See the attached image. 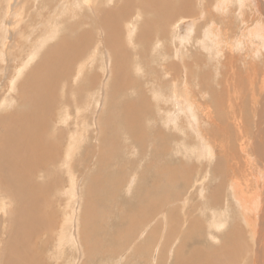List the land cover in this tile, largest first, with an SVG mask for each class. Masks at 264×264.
<instances>
[{"label":"rangeland","instance_id":"rangeland-1","mask_svg":"<svg viewBox=\"0 0 264 264\" xmlns=\"http://www.w3.org/2000/svg\"><path fill=\"white\" fill-rule=\"evenodd\" d=\"M7 1L8 0H0V21H1L0 22V35H1V38H0V50H1V52H0V56H1L0 57V119L2 116L6 117V115H10V114H11V116L8 117L7 119L3 120L0 123V142L4 138V135L6 134L7 129H9L10 131L13 129H18L20 127L21 123H22V126H26V125H30V124L33 125L34 123L36 124L35 111L37 109H40V108H44V107L47 108L48 106H47L46 102H48V101H49L48 105L50 104V106H51L52 102H54L53 101L54 98L56 97L58 100V102L55 101L56 102L55 104L57 105V107L54 108V111H53L52 117H51V122H50V129L52 130L51 131L52 134L54 133L55 137H57L58 134L60 135V132H64L65 130L67 132H69L68 130L74 129L72 127H75V129H77L79 126V127H81L80 130H82V127H85V131L87 129L88 130L87 132H89V135L91 134V136H92L91 137L92 139L90 138L88 140V142H86L84 144V147L79 146L78 152L82 151V153H83V152H88L89 150H91L92 156L95 154L100 156V152H98V151L96 152L93 150H94L95 145L97 146L100 142V136H99V130L100 129L99 128H101V127H105L104 134L106 135V139L107 140L113 139V137H112L113 127L109 124L108 121H106L105 123L101 122V117L104 114H108V115L112 114V117H111V119H109V121H111L113 119V114L117 113V115H119L118 120H117V127H116L117 128V134L119 136L117 141L126 142L128 140V138L130 137L128 132L131 129H133V127L130 128L129 122L126 121L127 117H125V112H124L125 107L130 109V110L128 109V111H129L128 115H131V119L134 122V124H136V122L140 119L142 122H144V124L147 125V121L145 122V120L142 119V116L145 115L150 110V113L153 114L151 120L154 123H156V129H157L156 134H155V136H156L155 141L162 142L160 140L161 139L160 133L163 132L162 135L164 136V138L166 139V142H167L166 146L169 147L171 139H168V136L169 137L171 136V138H172V136L173 137L176 136V137H179L183 140L184 151H185V152H183L181 150L182 154L180 153L179 155L174 154L175 149L172 147V145H173L172 144L169 147V148H171L170 149L171 152L168 151L167 155L165 152V155L163 154L162 155L163 157L161 156L163 163L166 162L165 166L162 167V165L159 166V164H161V163L158 159L156 160V163L150 162L153 159L151 156L152 154L154 155L156 153L157 154L156 157L157 158L159 157V152L157 151V148L156 147L154 148V144H151L152 140H150V142L146 143V144H143L141 142L138 144V143H136V141H133L132 138L129 140L131 143H135L137 145V147H139L140 149H141V146H143V145L144 146L146 145L145 147H151L152 146L149 149L150 151L145 152V154L147 156L142 155L141 157L139 155V152L132 153L130 151H126L123 149H120V151L117 150L120 153H118L116 151V154L113 155L112 154V140H110V146L107 149H102V151H108L109 150L108 152H111V154H109V156L108 155L103 156L105 158H109L108 159L109 160L108 167H104L103 170H101L100 184L104 185L105 188L100 189V186H99L98 188L100 190L98 188L96 189L95 193H96L97 198L95 199V203L92 202V203H94V205L92 204V206H91V209L93 210L92 211L86 205L87 201L84 202V200L81 198V195L79 193L83 192L84 190L86 191V189H84V187L86 188V186L89 183H92L91 176L94 172H96V170L98 168V166L95 163L96 157L93 158L92 163L90 164L89 168L87 169V173H85L84 171H81V173H82V175H84L85 179L83 177L81 178V176H79V174L76 170L77 167L76 168L74 167L75 160L77 159L76 157H78V152H77V154H75V152L77 151V149H76L75 152L73 153L74 156H72V160H70L71 165H69L67 168H65L64 166L63 167L61 166V169H60L61 173L59 174V176L61 177V179L63 178L62 182L65 180L66 185H68V183H69V186L71 185V183L73 181V179L71 177L76 176L77 184H75V185L77 186L76 187V192H77V197H78L76 199L77 201H74V202L72 201V203H71V200L67 199L66 204L62 206L61 201H60L61 197H59L60 195H58V192H55L56 190L55 191L54 190H43L42 191L43 192L42 196L44 197V199L49 198L50 200L48 199L49 200V201L47 200L48 202L52 203L54 200H56V204L58 203L57 204L58 207L55 208L56 217L54 219L58 220V224H57L58 226L60 224V220H59L60 218H61V223H62V221H64L63 235L61 236V234L58 233V228H57V226L55 227L54 224H50L49 229L46 228V227H48V225L45 226L44 227L45 229H44V228H42L41 223L39 221H37V223H35L31 218V221L34 223V229H33V232L30 233L29 237H30V240L35 239V241H34V245H33V240L32 241L26 240L27 242L26 241L24 242L25 246L26 247L28 246L29 248L31 247L30 249H33V248H36L35 245L38 243L37 244V251L43 249L44 255H42V258H44L46 261H42V262L45 264H60V263L61 264H201V263L202 264H211V263H208V260H209L208 258H209V256L211 257L212 255H216V257H222L220 259L222 260L223 264H231V263H227V261H226L227 258H230L231 260L234 259V260H236V263L239 262L240 264H264V250L261 252L262 254H260V257H259L260 259H263V260H260L261 262H259L258 261L259 259L257 260L256 256H255L257 253V251H256L257 245L255 242L250 241L249 240V239H251L250 236L247 235V233L245 231H243L241 216L238 214V209L235 205L236 202L234 200L233 201L227 200L228 198L232 199L231 192H230V190L232 188L241 189V186H242V188H247V186L248 187L252 186L251 182L253 181V179L251 178V173L253 172V170H256V169H257V171H259L258 170L259 166L254 164L255 168L254 169L250 168V175L247 177V180H246V178H242L243 175L237 169V166L240 163H242L243 160L238 157V154H236V151H232V148H233V145L236 144V142H237L235 140L236 139V132L239 133L242 130L243 123H245V126L247 127V130L249 131L248 134L250 136L252 135L251 137H249V141L252 142L249 147H255V145H259L260 150H262V152H264V123L259 118V117H261L262 119H264V116L262 114V110H264V108H263V95H262V102H260L259 98H261V96H260L261 90H259L260 88L257 87V86H259L258 80L256 81L257 83L255 82V86L257 87V89L255 87L254 92L250 91V90H253V85L250 83L251 80L249 81V79H251L253 77L252 71L254 70V68L255 69L257 68V71L264 73V45H263L264 40H262V42H260L258 44L259 45L258 50H256L250 44H253V43L255 44V43H257L258 40L253 36H249V38L245 37V36L249 35L248 34L249 29L254 28L253 26L256 23H258V20H257V19H259L258 17L262 16V13L264 12V4H262V2H264V0H225V1L224 0H217L218 8L216 5L214 7V9L212 7H210L213 0H204V2L199 3V4H198L197 0H192V1H195L193 6L195 7L196 10L199 11V13L201 15L198 14V16H197L198 19L189 18V17H185L183 15H180L179 16L180 19H190L191 21L193 20V24H191L189 26H187L186 24L182 25V22L180 24L179 22H177L178 19L175 20V22L172 25H170V26H172L171 30H169V33H171V34L167 35L166 42L169 41V43H174V41H175L174 44H168L171 48L172 57L170 56V57L165 58V56H164L163 59L162 58L159 59V62L161 63V70L165 73L160 71L158 68L153 69L154 71H152V69L147 70V68H148L147 65L148 64L152 65V64H154V61L157 60L154 57H152L151 55L154 56L155 53L157 52V50L159 49L156 47L162 44L161 42H158V40L155 41L156 44L155 43L153 44V48L155 50L153 52V50L151 51V49H150L151 43L149 41V38H144L142 40V41H145L144 45L141 42V45H138V47H137L138 50H144V47L145 48L149 47L148 50L145 52L143 59H140V58H138L136 60L132 59L131 64L128 65L130 68V71H128V72L120 71L119 68H120L121 64H125V62L123 59H120L119 56L115 57V54H113L114 56H112V54L111 55L109 54V58H108V55L106 54L108 47H106L107 45L103 42L104 35L101 33L100 30H98L97 36H96V27L98 25V21L97 20L94 21V19H93L94 16H93L92 12L90 11L92 7L91 6L89 7L88 2L85 0H77V2L79 1L78 4L75 0H67V1L66 0H64V1L63 0H56V1L55 0H53V1L52 0L51 1H49V0H45V1L44 0L43 1L42 0H39V1L38 0H36V1L35 0H28V1L27 0H25V1L24 0L23 1L22 0H14L11 2L13 4V6L11 7L12 10L10 11L11 14H8L11 18L13 17L12 18V24L10 27L11 33L8 32L9 36L6 38V36L8 34L7 35L5 34V28H4L5 26L2 24H3V18L4 17L6 18V16L4 14L9 13V10L7 9V5H8ZM46 1H47V3H46ZM70 1H71L70 4L67 3ZM74 1L76 2V4L74 3V6H72ZM104 1H105L104 2L105 6L107 8H109L115 2H117L119 0H115V1L114 0H107V1L104 0ZM120 1L123 2L124 0H120ZM222 1H224V2H222ZM41 2H43V3H41ZM62 2H64L65 4H62ZM29 4H31V6ZM40 4H42V6ZM55 4L57 5L56 7H54ZM86 4H87V6H85ZM119 4H120V2L118 3V5ZM24 5H25V8L23 7ZM94 5H95V7H99V4L97 2H94ZM63 6L65 7L64 9H63ZM208 6H209V8H208ZM68 7L69 8L74 7V9L76 8L75 11L79 8L81 10L80 9L77 10L76 11L77 13L74 11L73 16H72L71 12L67 11L69 9ZM199 7H200V9H199ZM45 8H47V9H45ZM58 8L61 9V11ZM1 9H3V10H1ZM16 9L17 10L19 9V10L17 11ZM42 9L44 12L40 13V12H42ZM22 10H23V12H22ZM48 10H50V11H48ZM210 10H212L214 13H216L217 18L220 17V18H218L219 22L217 21L215 24H213V20L210 17V14H211ZM45 11H46V15H44V16H46V17H43L42 14H45ZM205 11H207L208 14H205L204 13ZM18 12L20 14H22L21 17L23 18V20L20 19V22L17 23V16L19 15ZM57 12H60V13L62 12V13H61V15H58L60 13H57ZM89 12H91V13H89ZM53 13H55V14H53ZM68 14H70V15H68ZM243 15H245L246 21H252L253 18L256 19V21H254V24H253V22L249 23V24L243 23V20H242ZM82 16L88 20V23L86 20H82L83 21V24H82L83 28H90V29L92 28V31L94 32L92 36H91V33H88L89 31L87 32V34L85 35V37L86 36H87V38L89 37V40L87 38H85L87 40V42L88 41L89 42H91V41L97 42V38L102 40V41L99 42L100 44L97 43L96 44L97 47H96L94 42H91L89 45H85L86 40L83 39L84 45L81 43L82 42L81 41V42H79L78 45L73 47V51H72V50H70V45L67 42L68 39L65 38V36L70 34V31H71L70 26L72 25V22H74V20H75V22L78 21V19H81ZM254 16H256V17H254ZM57 17H59V18H57ZM63 17L64 18L68 17V19L65 20ZM72 18H74V19H72ZM61 19L66 21L68 24L66 22L64 24V22ZM208 19H209V22H208ZM44 20H46V21H44ZM51 20H53V21H51ZM47 22H50L49 23V26L51 24L50 27L48 26ZM222 22H226V24L225 25H224V23L221 24ZM260 22L258 23V25L260 24ZM44 23H46V24H44ZM53 25L55 27V28L53 27L54 29L51 28ZM213 25L216 27V31H215L216 36H217V31L218 30L220 31V32L218 31L219 35L216 38L217 40L216 39L213 40L214 43L211 47L207 46L206 49L200 48V46L203 45L202 40L204 39L203 41H206V34H204L205 33L204 31L205 30L209 31V29ZM47 26H48V28H47ZM82 26L79 24L78 28H81ZM56 27H58V28H56ZM219 27H220V29H218ZM49 28H51V29H49ZM44 29L48 32H46ZM42 30H44V31H42ZM50 30H54V31L50 32ZM86 30H88V29H86ZM194 30L197 32V34ZM242 30H245V31H242ZM135 31H134V33H135ZM185 31L190 32V35H188L189 36L188 38L186 36L187 33ZM241 31H242V33H241ZM44 32H46V34L48 36ZM244 32H245V35H244ZM75 33L73 35H75ZM260 33H261V30L259 29L260 37L264 38V34H263L264 31L262 32V34H260ZM242 34H243V36H242ZM233 36H234V38H233ZM4 37L6 39H4ZM28 37H29V39H28ZM63 37H64V40H63ZM182 37L184 39L185 38L188 39V40L185 39L186 43L184 42V39ZM92 38H93V40H92ZM235 38H239L240 41H238ZM158 39H160L162 41L161 38L158 37ZM42 40H43V43L39 44V42H41ZM197 41L200 44H196ZM222 41H224V42H222ZM182 42L185 44L188 43L189 45L190 44L193 45L194 49L191 48L188 44L186 46H184L182 44ZM240 42L243 44H241ZM222 43H224V45ZM173 45H174V48H173ZM98 46H100V47H98ZM219 46H220V48H222V50L219 48ZM225 46H227L228 48L227 47L225 48ZM229 46H231L232 48ZM241 46H243V47H241ZM59 47L61 48L60 50H59ZM64 47H65V49H64ZM230 48H231V50H230ZM242 48H243V50H242ZM244 48L246 51L244 50ZM196 49H198V50H196ZM200 49H202L203 51ZM224 49H226V52ZM65 50H66V52H65ZM96 50H97V52H96ZM187 50H188V52H186ZM68 51H71L70 54H68L69 53ZM74 51H76L75 54H73ZM86 51H88V52H86ZM190 51H191V53L189 54ZM227 51H229L230 53ZM39 52H40V54H39ZM193 52L196 53V59L190 60L186 63L187 66L190 67V69L189 68L187 69V67L185 66L186 64L184 63V59H181V57L183 58L188 54H189V56H192L194 54ZM218 52H220V53H218ZM241 52H243V53H241ZM85 53H86V56H85ZM87 53H89V54L87 55ZM79 54H81V56H83V58H81V56L78 57ZM180 54L182 56H180ZM221 54H222V56L224 54V56L222 57ZM72 55L74 58L72 57ZM75 55L78 58H76ZM96 55H97V57H95ZM233 55L234 56L236 55V57H234L235 59H232ZM25 56H26V58H25ZM226 56H227V58H226ZM245 56H246V58L244 59ZM71 57H72V59H71ZM111 57H112V60H111ZM114 57H115V59H114ZM93 58H95V59H93ZM177 58L179 60L178 62H177ZM30 59H32V60H30ZM81 59L84 61H81ZM225 59H226V61H224ZM237 59H239V61H237ZM246 59H247V61H246ZM74 60L76 62H74ZM219 60H220V62H219ZM79 61L82 63L79 64L80 63ZM109 61H110V63H109ZM171 61L173 63H174V61H176L179 64L183 63L184 68L181 67L182 69L178 70L177 68L172 67ZM236 61H237V63H236ZM245 61H246V63L247 62L248 63L246 64ZM55 62L59 63V72L58 73H60V74H59L58 80H56L54 78L48 82L45 80V76L51 74L50 69L52 70V66ZM221 62H222V64H221ZM228 62H229V64H228ZM23 63H24V67L22 66ZM108 63H109V65H108ZM138 63L143 64L144 65L143 68L145 69V71H143L142 73L140 72L139 74H137V73H138V70H140L141 68L139 69V66L136 65ZM73 64H74V68L72 66ZM254 64L256 67H254ZM65 65H68L69 67L65 66ZM166 65H167V67H166ZM247 65H249L250 67ZM251 66H253V68H252L253 70L251 69ZM37 68H40L42 70V73H37L41 76V79H42L40 81V83H38L41 85V92H45L48 90L52 91V92L48 91L49 93H52V96L54 95L53 97H51L52 99L49 97L50 99L48 98L46 100L45 98L41 97V92L36 87V84L34 83L35 80L33 78V75L36 73H34L33 75H31V73L33 71H35ZM134 68H136V69H134ZM262 68H263V70H262ZM64 69H66L67 72ZM44 70L47 73H45ZM110 70H114V71L117 70L116 73H119L117 75V78H115V79L109 78V71ZM188 70L189 71L192 70L194 72L189 73ZM174 71L175 72L177 71V72L175 73ZM160 72L163 76L160 74ZM260 72H259V75L262 74ZM72 73H73V76L75 78L72 76ZM123 74H124V76H123ZM249 74H251L252 76ZM182 75H184V76H182ZM187 75H188L190 81L187 79L188 77L185 78V76H187ZM66 76H68L69 79L72 78V80L71 79L70 80L65 79ZM79 76H80V78H78ZM119 76H120V79L118 78ZM127 76H129V77H127ZM206 76H207V78H204ZM206 79H208V80H206ZM210 79H212V80H210ZM90 80H91V82H90ZM78 81H80V82H78ZM140 81H141V83H140ZM235 81H237V82H235ZM54 82H57V84L53 88L52 86H53ZM47 83H48V85L50 84L49 87H47L48 85L47 86L45 85ZM88 83H89V85H88ZM249 83L252 85V87ZM74 85H76V86H74ZM78 85H80V86H78ZM122 85H124L125 87L123 86L124 87L123 88ZM57 86H58V88H57ZM73 86L75 89L73 88ZM62 87L63 88L66 87L67 90H70V93H68L66 88L63 89ZM171 87H172V89H171ZM246 87L248 88L249 92L247 91ZM249 87L252 89H250ZM48 88H50V89H48ZM54 89L56 91H54ZM59 89H61V90H59ZM237 89H238V92H240V93H238L236 91ZM263 89L264 88H262V92H263ZM92 90L94 91V94L97 96H95L93 94ZM154 90H156V91H154ZM242 90H244L246 92H244ZM76 91H78V92H76ZM87 91H89V93ZM173 91H175V92L173 93ZM241 91H242V94H241ZM257 91H259V92L257 93ZM182 92H183V95L185 97L183 105L175 103L172 99L173 95H175V93L182 95ZM243 92L245 94L249 95V96L247 95L248 96L247 99H246V96L244 95ZM250 92H252V93L256 92V94H252ZM202 93H204V94H202ZM157 94H160V95H157ZM229 94H231V96ZM162 95H163V97H162ZM167 95H169V96H167ZM192 95H193V97H192ZM233 95L235 97L236 96L237 97L235 98ZM242 95H244V96H242ZM5 96H8V97L10 96L7 104H4V101H3ZM154 96L155 97L157 96L156 99ZM244 97H245V99H243ZM255 97H256V99H255ZM237 98H239V101ZM250 98L253 99V102L251 101L252 99H250ZM70 99L73 100V102ZM95 99H97V100H95ZM231 99H232V101H231ZM66 100H69V101H66ZM92 100L93 101L95 100L96 102L94 101L95 102L94 103V102H92ZM255 100H256V102H254ZM31 101H32V103H31ZM67 102L70 104H68ZM82 102L85 105L82 104ZM104 102H108L109 105L107 103H104ZM66 103L68 104V106L69 105L70 106L69 107L66 106ZM71 103H72V105H71ZM93 103H94V105H93ZM103 103L105 104L106 108H104ZM172 103H173V105H172ZM192 103H194V105L197 109L196 110L197 121L194 124L195 127L193 126V128H192V126L191 127L189 126L190 128L186 127L187 130H185L186 129L185 123L188 124L187 121H185V119L187 117H188L187 119H191V116L189 117V115L191 113V110H194V109L190 108V106H189V104H192ZM212 103H214V104L212 105ZM235 103H237V105ZM79 104H81V105H79ZM165 104H167V108L165 107ZM73 105H75V106L73 107ZM179 105L181 107H179ZM207 105H208V108H207ZM231 105L234 107H232ZM36 106L37 107L39 106V107L37 108ZM78 106H81L82 110H81V108H77ZM93 106H95V107H93ZM175 106H178V108L182 110V114H181L182 116L180 118V115L177 111V124L174 125L173 122H171V121L168 122V119L165 118V114H166V112H168L169 108H171V111L174 112L173 108L175 109ZM34 107H36V108H34ZM239 107H240V109L238 111ZM90 108H91V112H90ZM95 108L97 110H95ZM182 108H184L185 110H183ZM101 109H103L102 110L103 112L101 111ZM241 109H243V110H241ZM75 110H76V113H75ZM84 110H86V111L84 112ZM207 110L210 111L209 117L206 114L204 115V112ZM92 111H94V112H92ZM213 111H214V113H213ZM235 111H236V113H235ZM43 112H45V111H43ZM81 112H82V114H81ZM109 112H111V113H109ZM238 112H240V113H238ZM221 113H222V115H221ZM76 114H78V116L80 114L81 118H80V116L78 117ZM91 115H93V117ZM70 116H72V119ZM202 116H205V117H202ZM67 117L71 120H69ZM84 117H85V119H84ZM56 118H57V120H56ZM66 118L68 121L66 120ZM73 118H74V120H73ZM79 118H80V120H79ZM86 119H87V121H86L87 123L85 122ZM242 119H243V121H242ZM201 120H202V122H201ZM224 120H225V122H224ZM258 120L260 121V124L263 126H260L258 124V122H257ZM76 122H78V123H76ZM164 122H166V123H164ZM64 123H66V124H64ZM69 123L73 124V126L71 127L69 125ZM75 123L77 126L75 125ZM169 123H170V125H169ZM238 123L242 124L241 129L238 128V125H239ZM246 123H248V124H246ZM93 124H94V126H93ZM99 125H100V127H99ZM46 127H43V128L45 129ZM93 128H94V130H92ZM216 128L218 131L216 134L217 136L215 135V137H216V140H218V141L210 142V144H212L210 147L213 146L211 148L212 152L209 153L208 149H206V150L200 149V147H201L200 144H201L202 140L200 141L198 139L199 138L204 139L205 137L209 138V140L213 139L214 131H216ZM60 129H62V130L60 131ZM146 129H147V127H146ZM173 129H174V133H173ZM119 130H120V132H119ZM201 130H202V132H201ZM171 131H172V133H171ZM94 132H96V133L94 134ZM198 132H200L201 134ZM140 134H141V132H140ZM150 135L151 134L149 133L148 139H150ZM255 135H256V137H255ZM64 136H65V134H64ZM101 136H102V134H101ZM13 137L17 138V136H7L4 139L8 140V139L13 138ZM253 137H255V139H253ZM64 138L66 141L64 140ZM4 139H3V141H5ZM62 139H63L64 143L65 142L69 143V137L68 138L63 137ZM82 139L83 138L79 139L80 140L79 143H82L81 142ZM148 139H146V140H148ZM158 142H155V146H157ZM192 144L194 147L192 146ZM117 145H119V142H117ZM92 147H93V149H92ZM153 149H155V150H153ZM172 149H173V151H172ZM198 151H200V153H198ZM150 152H153V153H150ZM105 154H108V153H105ZM79 155H81V154L79 153ZM252 155H254V154H252ZM8 156H9V154H8ZM110 158H111V160H110ZM217 158H219V159L217 160ZM255 158H256V155H255ZM200 159H201V162H199ZM257 159L259 162H261L259 157H257ZM206 160H208V161H206ZM223 160H225V161H223ZM67 161H69V160L67 159ZM134 161H135V168L134 167L131 168V166L133 165L131 163H133ZM213 162H215V163H213ZM218 162H220L221 164ZM225 162H226V164H223L224 165L223 166L222 163H225ZM72 163H73V165H72ZM121 163H122V165H123L122 167L124 169L119 168V164H121ZM200 163H201V165H200ZM208 163H211V164H208ZM116 164H118V166ZM206 164L209 165V166L207 165V169H206ZM214 164L217 166L216 170H215ZM218 164H219V166H218ZM198 165H200V167H204V165H205V167L202 168L204 170L200 169V171L198 173H195L196 172L195 168H197L196 166H198ZM182 166H183V168H182ZM6 167H8V165ZM217 168H219V172L222 175L218 172ZM208 169H209V171H208ZM15 170H18V168H15ZM63 171H65V172H63ZM215 171H216V174H215ZM56 172L57 171H55V173ZM10 173H13V170H11ZM119 173H121V175H123V176H126V178H127V174L128 175L131 174V180H133V181H131V180L127 181V183L132 184V185H130L131 186L130 191H129V187H127L126 185L125 186L121 185V187L119 186L120 188L118 187V190L119 189L120 190L119 191L117 190V193H119L117 195V203H121V205H120L121 209L115 210L117 204L115 205L113 203L114 205H112V201H104L103 198H105L106 196L109 195V192L106 191L107 185L109 183L108 177H116V176L120 175ZM236 173H238V174H236ZM169 174L172 177L169 176ZM201 174H203V175H201ZM224 174L229 175V177L228 176L225 177ZM49 176L57 178L56 174H54L53 168H51ZM198 177H202V178L196 185V178H198ZM5 178L6 177L2 174V170L0 169V187H1L0 188V197H1L0 198V212H1L0 213V264H26L25 259L28 258L29 256L27 257L26 255H23L22 253L19 254L16 249L18 248V246L20 244H22V241L24 240V238L20 235V232H19L20 227L24 223L26 225L29 224L28 219L31 217V214H29L27 211V206H26L27 200H24V201L22 200V201L18 202V201H16L15 197L12 198L13 197L12 194L8 193V191H7L8 187L7 186H8L9 180L7 178L6 179ZM205 178H210L211 185H209L207 182L204 181ZM234 180L236 182L240 183L241 185L232 187V185L230 183L233 182ZM38 181L41 184H46L48 181V178L45 177V175H41L38 178ZM186 182H190L192 184L190 186H188V184ZM193 184H195V186H192ZM246 184H247V186H246ZM203 185H205V188L203 187ZM222 186H223V189L221 188ZM254 187H255L254 190H251V189L248 190L247 193H245V195L250 194L251 198L252 197L254 198V197H256L257 194L260 193V198H261L262 193L260 192L261 191L260 189L262 188V185L258 186V187H257V185H254ZM2 190H6V191H2ZM223 190H225V191H223ZM246 190L247 189H243V192ZM189 191H191V192H189ZM220 191H221V193H220ZM50 193H52L53 195ZM213 193H214V195H213ZM218 194H220V195H218ZM205 195H207V196L205 197ZM215 197L217 200L215 199ZM224 197H226V198H224ZM10 198H12V199L10 200ZM167 198H172V199L168 202ZM218 198H219V200H218ZM179 199L181 201H178ZM224 199H226V200H224ZM159 200L161 202H164V203H161ZM207 200H208V202H207ZM212 200H213V202H212ZM173 201H175L174 202L175 205H174ZM227 201H229L231 204V205L229 204L231 206L230 211H228V210L224 211L225 207L228 206L226 204ZM171 202L174 206L171 205ZM209 202H210V204H209ZM23 203H25V204H23ZM50 203L48 204L47 202H45L43 204V207H42L43 217L47 216V212L49 214L52 211V210H50V206H49ZM158 204H159V212H157L154 215L152 209L156 208L158 206ZM160 204L162 205L161 207H160ZM195 204H196V206H195ZM29 206H31V205H29ZM82 206L83 207L85 206V207L83 208ZM150 206H151V208H150ZM87 207H88V210H87ZM217 207L219 209H220V207H222L220 209L221 212L219 211V209ZM1 208L2 209L4 208V209L2 210ZM11 208H12V210H11ZM228 208H229V206H228ZM24 210H25V212H24ZM111 210H113V211H111ZM258 210H257L258 213L257 212H248L247 218H250L251 221L257 220L258 218H260V211L262 210V206H261V210H259V211ZM9 211L11 212L10 214H8ZM84 211H85V213H84ZM88 211H89V213H88ZM150 211H152V212H150ZM216 211H218V212H216ZM74 212H76V213H74ZM106 212L107 213L110 212L109 218L107 217ZM21 213H23L24 215L23 214L21 215ZM27 213H28V215H27ZM66 213H70L69 217L71 219L69 218V222H67L68 218H66V215H67ZM166 216H167V218H165ZM186 216H188V219L185 220V218H187ZM83 217L84 218L87 217L90 221H88V219L87 220L83 219ZM236 217H238V218H236ZM34 218H37L36 215ZM104 218H106V219H104ZM159 218H162L163 221ZM75 219H76V222H75ZM131 219H134L135 221H133ZM43 220L46 222V218H43ZM152 220H153V222H151ZM21 221H23L24 223ZM139 221H141V222H139ZM171 221H173V222H171ZM154 222H155V224H154ZM157 222H158V224H157ZM75 223H77V225ZM133 223H135V224H133ZM139 223L140 224L142 223L141 224L142 226ZM197 223H198L199 227H198ZM221 223H223V224H221ZM88 224H89V226H87ZM114 224H116V226ZM136 225H139V226H136ZM155 225H157L156 226L157 228H155ZM158 225H160V226H158ZM221 225H222V227H221ZM14 226L17 228H15ZM38 226L41 230L39 232H36L35 227H38ZM175 226H176V228H175ZM233 226H234V229H233ZM53 227H55L56 229ZM87 228L89 230H87ZM163 228H164V230H163ZM80 229H81V231L85 229L83 231V235H85V236L89 235V236H87V242H88L87 247H86V245H83V246L81 245V242H80V240H81L80 232L81 231H80ZM74 230H76V231H74ZM152 230H153V232H152ZM239 231H242L243 233L239 232ZM55 232H57V233H55ZM86 232H88V233H86ZM136 232H138L137 233L138 237L135 236L133 239L132 235L134 236V234ZM139 232H141V233H139ZM150 232H152L153 234ZM51 233L53 234V236ZM68 233L72 234V236L69 237L70 240L73 239L71 242L69 239L66 240V238L69 236ZM93 233L95 234V236H93ZM143 233L146 236L143 235ZM15 234L18 235V237ZM75 234L77 235V237L75 236ZM109 234L111 235L110 237H109ZM55 235H57V236H55ZM59 237H60V239H59ZM64 237H65V240L63 239ZM73 237H75V238H73ZM88 237H89V239H88ZM133 240L134 241L136 240V241L134 242ZM140 240L143 241V244L145 243L144 246L142 245L143 247L139 246L140 248L142 247V249H139V247H138V245L141 243ZM129 242H130L131 246L129 245L127 247L126 245H128ZM56 243H57V245H56ZM158 243H159V245H158ZM133 244H134V246H133ZM182 244H183V246H182ZM254 245H255V247H254ZM68 246H69V249H68ZM121 246L124 247L122 252H121ZM154 246L157 247V249ZM177 246H178V249H181L182 251L178 250ZM65 247H66V249H65ZM132 248H133V250H132ZM87 249H88V252L93 251V253L91 254L90 257H89L90 252L89 253L86 252ZM157 250L158 251L160 250L159 251L160 253ZM67 251H69L70 253ZM143 251H144V253H143ZM166 251H168V253ZM36 253H38V252H36ZM136 253H138V254H136ZM70 254H72L73 257ZM158 254H163V255H158ZM178 254H180V255H178ZM156 256H159V257L161 256V257L158 258ZM230 256H233V259ZM262 256H263V258H261ZM216 257H214L212 259H215ZM75 258L77 259V262H74V261H76ZM67 259H69V260H67ZM83 260H84V263H83ZM42 262H41V264H43Z\"/></svg>","mask_w":264,"mask_h":264},{"label":"bare ground","instance_id":"bare-ground-1","mask_svg":"<svg viewBox=\"0 0 264 264\" xmlns=\"http://www.w3.org/2000/svg\"><path fill=\"white\" fill-rule=\"evenodd\" d=\"M12 1H14V0H8L7 2H8V5H7V9L9 10V13H6V14H4L5 16H6V18L4 17L3 18V24L2 25H4L3 27L5 28V34L7 35L8 34V32L9 33H11V24H12V18L8 15V14H11V10H12V6H13V4L11 3ZM23 1V0H22ZM25 1V0H24ZM28 1V0H27ZM36 1V0H35ZM39 1V0H38ZM43 1V0H42ZM45 1V0H44ZM49 1H51V0H49ZM53 1V0H52ZM56 1V0H55ZM64 1V0H63ZM67 1V0H66ZM65 1V2H66ZM76 2H77V0H75ZM73 2V5L72 6H74V3L76 4V2ZM85 1H87L88 2V4H89V7L91 6L92 8H91V12H92V14H93V16H94V21H98V25H97V27H96V36H97V31L98 30H100L101 31V33L104 35V38H103V42L107 45L106 47H108V50H107V52H106V54L108 55V58H109V54L111 55L112 54V56H114L113 54H115V57L116 56H119L120 57V59H123L124 60V62H125V64H121V66H120V71H124V72H128V71H130V68H129V64H131V61H132V59H134V60H136V59H138V58H140V59H143V56H144V54H145V52L148 50V48H145L144 47V50H138L137 49V47H138V45H141V42H142V44L144 45V42L145 41H142L144 38H149V41H150V43H151V47H150V49H151V51L153 50V52H154V48H153V44L155 43V41H157L158 40V42H161L162 44L161 45H159V46H157L156 48H159L158 50H157V52L155 53V55L153 56V55H151L152 57H154L155 59H157L156 61H154V64H152V65H147L148 66V68H147V70L148 69H152V71H154L153 69H156V68H158L160 71H162L161 70V63L159 62V59H163L164 58V56H165V58H167V57H172V53H171V48H170V46L168 45V44H174L175 43V41H174V43H169V41H167L166 42V38H167V35H170L171 33H169V30H171V28H172V26H170V25H172L174 22H175V20H177L178 19V21L177 22H179L180 24H181V22H182V25H184V24H186L187 26H189V25H191V24H193V20L191 21L190 19H180L179 18V16L180 15H183V16H185V17H189V18H194V19H198V14H200L199 13V11L198 10H196L195 9V7L193 6V4L195 3V1H192V0H124L123 2H121L120 0L119 1H117V2H115L111 7H109V8H107L106 6H105V4H104V0H85ZM107 1V0H106ZM115 1V0H114ZM225 1V0H224ZM224 1H222V2H224ZM17 2V1H16ZM94 2H97L98 4H99V7H95V5H94ZM120 2V4L118 5V3ZM197 2H198V4L199 3H202V2H204V0H197ZM221 2V1H220ZM229 2V1H228ZM22 3V2H21ZM24 3V2H23ZM41 3H43V2H41ZM46 3H47V1H46ZM67 3H71V1L70 2H67ZM66 3V4H67ZM79 3V1L77 2V4ZM86 3V2H85ZM62 4H65L64 2H62ZM81 4V3H80ZM197 4V5H198ZM210 4V3H209ZM237 4V3H236ZM241 4V3H240ZM262 4H264V2H262ZM30 6H31V4H29ZM39 5V4H38ZM41 6H42V4H40ZM60 5V4H59ZM68 5V4H67ZM217 5V8H218V2H217V0H213L212 1V3H211V6L210 7H212L213 9H214V7ZM6 6V5H5ZM28 6V5H27ZM46 6V5H45ZM49 6V5H48ZM47 6V7H48ZM57 5L55 4V6L54 7H56ZM61 6V5H60ZM85 6H87V4L85 5ZM84 6V7H85ZM200 6V5H199ZM246 6V5H245ZM19 7V6H18ZM17 7V8H18ZM24 8H25V5L23 6ZM34 7V6H33ZM40 7V6H39ZM44 7V6H43ZM201 7V6H200ZM200 7H199V9H200ZM3 8V7H2ZM53 8V7H52ZM60 8V7H59ZM58 8V9H59ZM65 7L63 6V9H64ZM67 8V7H66ZM69 8V7H68ZM87 8V7H86ZM208 8H209V6H208ZM225 8V7H224ZM254 8V7H253ZM45 9H47V8H45ZM50 9V8H49ZM56 9V8H55ZM62 9V10H63ZM76 9V8H75ZM75 9H74V7H70L67 11H69V12H71V15L73 16V13H74V11H75ZM80 9V8H79ZM79 9H77V10H79ZM1 10H3V9H1ZM17 10V9H16ZM19 10V9H18ZM17 10V11H18ZM21 10V9H20ZM52 10V9H51ZM60 11H61V9H59ZM76 10V11H77ZM81 10V9H80ZM209 10V9H208ZM37 11V10H36ZM48 11H50V10H48ZM56 11V10H55ZM65 11V10H64ZM75 11V12H76ZM253 11V10H252ZM251 11V12H252ZM259 11V10H258ZM6 12V11H5ZM13 12V11H12ZM20 12V11H19ZM18 12V13H19ZM22 12H23V10H22ZM21 12V13H22ZM44 11H43V9H42V12H40V13H43ZM52 12V11H51ZM91 12H89V13H91ZM210 12H211V14H210V17H211V19L213 20V24H215L217 21L219 22V20H218V18H220V17H218L217 18V16H216V13H214L212 10H210ZM57 13H60V12H57ZM56 13V14H57ZM62 13V12H61ZM61 13L60 14H58V15H61ZM77 13V12H76ZM75 13V14H76ZM81 13V12H80ZM79 13V14H80ZM84 13V12H83ZM86 13V12H85ZM205 14H208V12L207 11H205L204 12ZM222 13V12H221ZM53 14H55V13H53ZM66 14V13H65ZM91 14V15H92ZM239 14V13H238ZM3 15V16H4ZM15 15V14H14ZM18 15V14H17ZM16 15V16H17ZM21 15L22 14H20L19 13V15L17 16V23L18 22H20V19L21 20H23V18L21 17ZM43 15V17H46V16H44V15H46V11H45V14H42ZM68 15H70V14H68ZM78 15V14H77ZM201 15V14H200ZM52 16V15H51ZM79 16V15H78ZM88 16V15H87ZM260 16V15H259ZM49 17V16H48ZM71 17V16H70ZM223 17V16H222ZM254 17H256V16H254ZM51 18V17H50ZM57 18H59V17H57ZM64 18V17H63ZM205 18V17H204ZM259 19H257L258 20V23L260 22V24L258 25V23H256L253 27L254 28H250L249 29V31H248V34L249 35H247V36H245L246 38H249V36H253V37H255L258 41H257V43H253V44H250L254 49H256V50H258V44L260 43V42H262V40H264V38H261L260 37V35H259V29L261 30V33L260 34H262V32L264 31V12L262 13V16L261 17H258ZM52 19V18H51ZM65 20L66 19H68V17L67 18H64ZM72 19H74V18H72ZM63 22H64V24H65V22L66 21H64L63 19H61ZM82 20H86L87 21V23H88V20L86 19V18H84L83 16H82V18L81 19H78V21H76L75 22V20H74V22H72V25L70 26V34L69 35H67V36H65V38H67L66 40H67V42H68V44L70 45V50H72L73 51V47L74 46H76V45H78L79 44V42H81L82 44L84 43V41H83V39H85V38H87V36L85 37V35L87 34V32L88 33H91V36L93 35V31H92V28L90 29V28H83V26H82V24H83V21ZM243 23H246V24H249V23H252L253 22V24H254V21H256V19H254L253 18V20L252 21H246L245 20V15H243ZM43 21V20H42ZM44 21H46V20H44ZM51 21H53V20H51ZM69 21V20H68ZM1 22V21H0ZM93 22V21H92ZM135 22V23H134ZM208 22H209V19H208ZM48 23V26H49V23L50 22H47ZM52 23V22H51ZM67 23V22H66ZM74 23V24H73ZM94 23V22H93ZM224 23V25L226 24V22H222L221 24H223ZM232 23V22H231ZM44 24H46V23H44ZM59 24V23H58ZM68 24V23H67ZM79 24L82 26L81 28H78L79 27ZM86 24V23H85ZM42 25V24H41ZM62 25V24H61ZM230 25V24H229ZM16 26V25H15ZM18 26V25H17ZM43 26V25H42ZM45 26V25H44ZM48 26H47V28H48ZM50 26H51V24H50ZM49 26V27H50ZM56 26V25H55ZM59 26V25H58ZM262 26V27H261ZM22 27V26H21ZM54 27V25L51 27V28H53ZM68 27V26H67ZM90 27V26H89ZM51 28H49V29H51ZM55 28V27H54ZM53 28V29H54ZM56 28H58V27H56ZM78 28V29H77ZM83 28V29H82ZM22 29V28H21ZM24 29V28H23ZM48 29V30H49ZM86 29H88V30H86ZM179 29V28H178ZM186 29V28H185ZM189 29V28H188ZM205 29V28H204ZM218 29H220V27L218 28ZM217 29V30H218ZM34 30V29H33ZM45 30V29H44ZM44 30H42V31H44ZM136 30V31H135ZM187 30V29H186ZM14 31V30H13ZM29 31V30H28ZM41 31V32H42ZM46 31V30H45ZM51 31H54V30H50V32ZM134 31H135V33H134ZM191 31V30H190ZM195 31V30H194ZM193 31V32H194ZM215 31H216V27L213 25L210 29H209V31H207V30H205L204 32V34H206V41H203L202 40V44L203 45H201L200 46V48H203V49H206V47L207 46H212L213 45V40H215L216 38H217V36L219 35L218 34V31H217V36H216V34H215ZM224 31V30H223ZM242 31H245V30H242ZM242 31H241V33H242ZM24 32V31H23ZM34 32V31H33ZM46 32H48V31H46ZM46 32H44L45 34H46ZM49 32V33H50ZM76 32V33H75ZM187 34H186V36H187V38L189 37L188 35H190V32H187V31H185ZM196 32V31H195ZM207 32V33H206ZM220 32V31H219ZM247 32V31H246ZM63 33V32H62ZM75 33V35H73ZM228 33V32H227ZM28 34V33H27ZM51 34V33H50ZM134 34V35H133ZM196 34H197V32H196ZM229 34V33H228ZM264 34V33H263ZM4 35V34H3ZM30 35V34H29ZM47 35V34H46ZM225 35V34H224ZM223 35V36H224ZM244 35H245V32H244ZM5 36V35H4ZM9 36V34L6 36V38ZM24 36V35H23ZM48 36V35H47ZM64 36V35H63ZM90 36V37H91ZM242 36H243V34H242ZM46 37V36H45ZM57 37V36H56ZM158 37L159 38H161L162 39V41L160 40V39H158ZM193 37V36H192ZM202 37V36H201ZM228 37V36H227ZM226 37V38H227ZM236 37V36H235ZM0 38H1V35H0ZM5 37H4V39H6ZM39 38V37H38ZM50 38V37H49ZM79 38V39H78ZM183 38V37H182ZM187 38H185V39H187ZM205 38V37H204ZM223 38V37H222ZM233 38H234V36H233ZM260 38V39H259ZM28 39H29V37H28ZM27 39V40H28ZM88 40H89V37L87 38ZM91 39V38H90ZM156 39V40H155ZM184 39V38H183ZM185 39H184V42H185ZM190 39V38H189ZM193 39V38H192ZM191 39V40H192ZM201 39V38H200ZM219 39V38H218ZM225 39V38H224ZM231 39V38H230ZM235 39H237L238 41H240L239 40V38H235ZM63 40H64V37H63ZM86 40V39H85ZM92 40H93V38H92ZM95 40V39H94ZM188 40V39H187ZM190 40V41H191ZM195 40V39H194ZM217 40V39H216ZM222 40V39H221ZM226 40V39H225ZM100 41H102V40H100V39H98L97 38V42H94V41H91V42H94L95 43V45L97 44V43H99ZM219 41V40H218ZM228 41V40H227ZM236 41V40H235ZM7 42V41H6ZM30 42V41H29ZM91 42H87V40H86V42H85V45H89ZM189 42V41H188ZM220 42V41H219ZM222 42H224V41H222ZM229 42V41H228ZM237 42V41H236ZM41 43H43V40L41 41V42H39V44H41ZM80 43V44H81ZM149 43V44H150ZM178 43V42H177ZM186 43V42H185ZM185 43H183L182 42V44L184 45V46H186L187 44H185ZM190 43V42H189ZM216 43V42H215ZM241 43V42H240ZM57 44V43H56ZM100 44V43H99ZM98 44V45H99ZM156 44V43H155ZM181 44V45H182ZM196 44H200L198 41H197V43ZM195 44V45H196ZM217 44V43H216ZM223 45H224V43H222ZM235 44V43H234ZM241 44H243V43H241ZM60 45V44H59ZM84 45V44H83ZM102 45V44H101ZM148 45V44H147ZM189 45V44H188ZM226 45V44H225ZM238 45V44H237ZM264 45V44H263ZM62 46V45H61ZM67 46V45H66ZM103 46V45H102ZM150 46V45H149ZM191 48H193L194 49V46L193 45H189ZM234 46V45H233ZM36 47V46H35ZM96 47H97V45H96ZM98 47H100V46H98ZM223 47V46H222ZM227 46H225V48H226ZM229 47H231V46H229ZM239 47V46H238ZM241 47H243V46H241ZM42 48V47H41ZM51 48V47H50ZM173 48H174V45H173ZM187 48V47H186ZM213 48V47H212ZM219 48H220V46H219ZM218 48V49H219ZM228 48V47H227ZM232 48V47H231ZM231 48H230V50H231ZM234 48V47H233ZM61 48L59 47V50H60ZM64 49H65V47H64ZM76 49V48H75ZM96 49V48H95ZM99 49V48H98ZM180 49V48H179ZM217 49V50H218ZM221 50H222V48H220ZM182 50V49H181ZM196 50H198V49H196ZM200 50H202V49H200ZM225 50V52H226V49H224ZM223 50V51H224ZM238 50V49H237ZM242 50H243V48H242ZM244 50H245V48H244ZM81 51V50H80ZM79 51V52H80ZM84 51V50H83ZM99 51V50H98ZM183 51V50H182ZM203 51V50H202ZM201 51V52H202ZM220 51V50H219ZM246 51V50H245ZM0 52H1V50H0ZM5 52V51H4ZM61 52V51H60ZM65 52H66V50H65ZM69 52V53H68ZM67 53L68 54H70V52L71 51H68ZM75 52L76 51H74L73 52V54H75ZM78 52V53H79ZM86 52H88V51H86ZM96 52H97V50H96ZM181 52V51H180ZM186 52H188V50L186 51ZM209 52V51H208ZM227 52H229V51H227ZM232 52V51H231ZM234 52V51H233ZM244 52V51H243ZM243 52H241V53H243ZM33 53V52H32ZM191 53V51L189 52V54ZM194 53V52H193ZM207 53V52H206ZM218 53H220V52H218ZM223 53V52H222ZM230 53V52H229ZM39 54H40V52H39ZM50 54V53H49ZM72 54V53H71ZM89 53H87V55H88ZM96 54V53H95ZM179 54V53H178ZM189 54L188 55H186L185 57H181V59H184V63L186 64L188 61H190V60H195L196 59V53H194L192 56H189ZM210 54V53H209ZM248 54V53H247ZM3 55V54H2ZM94 55V54H93ZM105 55V54H104ZM79 56H81V54H79L78 55V57ZM85 56H86V53H85ZM106 56V55H105ZM180 56H182L181 54H180ZM211 56V55H210ZM221 56H222V54H221ZM223 56H224V54H223ZM222 56V57H223ZM249 56V55H248ZM255 56V55H254ZM1 57V56H0ZM33 57V56H32ZM72 57H73V55H72ZM72 57H71V59H72ZM75 57H76V55H75ZM78 57H76V58H78ZM95 57H97V55L95 56ZM107 57V56H106ZM115 57H114V59H115ZM234 57H236V55L234 56L233 55V58L232 59H235ZM238 57V56H237ZM25 58H26V56H25ZM34 58V57H33ZM50 58V57H49ZM74 58V57H73ZM81 58H83V56H81ZM145 58V57H144ZM175 58V57H174ZM209 58V57H208ZM226 58H227V56H226ZM231 58V57H230ZM246 58V56L244 57V59ZM249 58V57H248ZM247 58V59H248ZM257 58V57H256ZM65 59V58H64ZM63 59V60H64ZM68 59V58H67ZM80 59V58H79ZM93 59H95V58H93ZM247 59H246V61H247ZM251 59V58H250ZM254 59V58H253ZM258 59V58H257ZM30 60H32V59H30ZM56 60V59H55ZM108 60V59H107ZM111 60H112V57H111ZM175 60V59H174ZM223 60V59H222ZM252 60V59H251ZM256 60V59H255ZM29 61V60H28ZM81 61H84V60H82L81 59ZM179 60H178V58H177V62H178ZM205 61V60H204ZM224 61H226V59L224 60ZM233 61V60H232ZM237 61H239V59H237ZM237 61H236V63H237ZM244 61V60H243ZM246 61H245V63H246ZM61 62V61H60ZM74 62H76L75 60H74ZM80 62V61H79ZM78 62V63H79ZM108 62V61H107ZM123 62V63H124ZM146 62V61H145ZM151 62V61H150ZM168 62V61H167ZM166 62V63H167ZM172 62V61H171ZM170 62V63H171ZM176 61H174V63L172 62V64H171V66L172 67H175V68H177L178 70H181L182 68H184V64L182 63H175ZM192 62V61H191ZM209 62V61H208ZM211 62V61H210ZM217 62V61H216ZM219 62H220V60H219ZM25 63V62H24ZM24 63H23V67H24ZM28 63V62H27ZM77 63V64H78ZM82 62H80L79 64H81ZM87 63V62H86ZM109 63H110V61H109ZM109 63H108V65H109ZM112 63V62H111ZM120 63V62H119ZM169 63V62H168ZM190 63V62H189ZM227 63V62H226ZM231 63V62H230ZM235 63V64H236ZM248 63V62H247ZM246 63V64H247ZM252 63V62H251ZM70 64V63H69ZM85 64V63H84ZM221 64H222V62H221ZM228 64H229V62H228ZM245 64V65H246ZM137 66H139V69L140 70H138V73L137 74H139L140 72L142 73L143 71H145V69L143 68V64H140V63H138V64H136ZM238 65V64H237ZM242 65V64H241ZM257 65V64H256ZM50 66V65H49ZM65 66H68V65H65ZM73 66V68H74V64L72 65ZM71 66V67H72ZM88 66V65H87ZM111 66V65H110ZM146 66V65H145ZM186 67H187V69L189 68L190 69V67H188L187 66V64L185 65ZM247 66H249V65H247ZM64 67V66H63ZM69 67V66H68ZM112 67V66H111ZM166 67H167V65H166ZM182 67V68H181ZM242 67V66H241ZM246 67V66H245ZM250 67V66H249ZM254 67H256L255 66V64H254ZM258 67V66H257ZM78 68V67H77ZM107 68V67H106ZM138 68V67H137ZM163 68V67H162ZM213 68V67H212ZM240 68V67H239ZM243 68V67H242ZM253 68V66H251V69ZM260 68V67H259ZM79 69V68H78ZM88 69V68H87ZM92 69V68H91ZM134 69H136V68H134ZM237 69V68H236ZM61 70V69H60ZM63 70V69H62ZM65 71H66V69H64ZM73 70V69H72ZM104 70V69H103ZM102 70V71H103ZM194 70V69H193ZM244 70V69H243ZM253 70V69H252ZM262 70H263V68H262ZM50 71H51V74H49V75H46L45 76V80L46 81H50V80H52V79H56V80H58V77H59V74L60 73H58L59 72V63L58 62H55L54 64H53V66H52V70L50 69ZM82 71V70H81ZM94 71V70H93ZM106 71V70H105ZM104 71V72H105ZM116 71L117 70H110L109 71V78H111V79H115V78H117V75L119 74V73H116ZM165 71V70H164ZM189 71V70H188ZM196 71V70H195ZM21 72V71H20ZM44 72H45V70H44ZM67 72V71H66ZM69 72V71H68ZM84 72V71H83ZM163 72V71H162ZM175 72V71H174ZM177 72V71H176ZM175 72V73H176ZM194 71H192V70H190L189 71V73H193ZM250 72V71H249ZM253 72V77L251 78V79H249V81H250V83L253 85V90H250V89H252V88H250L249 90L250 91H252V92H254V88L256 87L255 86V82L258 80V84H259V86H257V87H259L260 89L259 90H261V92H260V96H261V98H259L260 99V102H262V95H263V108H264V89H263V92H262V88H264V73H262V72H260V71H257V68L255 69L254 68V70L252 71ZM259 72L260 73H262L261 75H259ZM34 73H36V74H34ZM37 73H42V70L40 69V68H37L35 71H33L32 73H31V75H33V78H34V83L36 84V87L40 90V92H41V85L40 84H38V83H40V81L42 80L41 79V76L39 75V74H37ZM45 73H47V72H45ZM86 73V72H85ZM93 73V72H92ZM157 73V72H156ZM163 73H165V72H163ZM186 73V72H185ZM188 73V74H189ZM19 74V73H18ZM153 74V73H152ZM160 74H161V72H160ZM169 74V73H168ZM172 74V73H171ZM179 74V73H178ZM247 74V73H246ZM81 75V74H80ZM132 75V74H131ZM162 75V74H161ZM167 75V74H166ZM170 75V74H169ZM180 75V74H179ZM190 75V74H189ZM249 75H251V74H249ZM16 76V75H15ZM43 76V75H42ZM72 76H73V73H72ZM82 76V75H81ZM84 76V75H83ZM123 76H124V74H123ZM134 76V75H133ZM163 76V75H162ZM161 76V77H162ZM171 76V75H170ZM182 76H184V75H182ZM252 76V75H251ZM67 77V78H66ZM65 77V79H68V80H72V78H68V76H66ZM70 77V76H69ZM74 77V76H73ZM127 77H129V76H127ZM146 77V76H145ZM186 77H188V75L187 76H185V78ZM203 77V76H202ZM75 78V77H74ZM78 78H80V76L78 77ZM108 78V79H109ZM119 79H120V76L118 77ZM134 78V77H133ZM171 78V77H170ZM174 78V77H173ZM179 78V77H178ZM204 78H207V76L206 77H204ZM212 78V77H211ZM132 79V78H131ZM168 79V78H167ZM188 80H189V77L187 78ZM199 79V78H198ZM203 79V78H202ZM44 80V79H43ZM83 80V79H82ZM85 80V79H84ZM122 80V79H121ZM128 80V79H127ZM206 80H208V79H206ZM210 80H212V79H210ZM86 81V80H85ZM129 81V80H128ZM133 81V80H132ZM148 81V80H147ZM190 81V80H189ZM204 81V80H203ZM231 81V80H230ZM78 82H80V81H78ZM90 82H91V80H90ZM124 82V81H123ZM130 82V81H129ZM179 82V81H178ZM193 82V81H192ZM235 82H237V81H235ZM140 83H141V81H140ZM161 83V82H160ZM197 83V82H196ZM249 83V84H250ZM257 83V82H256ZM57 84V82H54L53 83V88H54V86ZM80 84V83H79ZM82 84V83H81ZM191 84V83H190ZM235 84V83H234ZM250 84V85H251ZM18 85V84H17ZM46 86L48 85V83L47 84H45ZM50 85V84H49ZM49 85L47 86V87H49ZM88 85H89V83H88ZM87 85V86H88ZM127 85V84H126ZM133 85V84H132ZM136 85V84H135ZM134 85V86H135ZM139 85V84H138ZM187 85V84H186ZM200 85V84H199ZM218 85V84H217ZM236 85V84H235ZM249 85V86H250ZM252 85H251V87H252ZM72 86V85H71ZM74 86H76V85H74ZM74 86H73V88H74ZM78 86H80V85H78ZM77 86V87H78ZM98 86V85H97ZM117 86V85H116ZM124 85H122V87H123ZM164 86V85H163ZM180 86V85H179ZM17 87V86H16ZM82 87V86H81ZM90 87V86H89ZM92 87V86H91ZM99 87V86H98ZM125 87V86H124ZM123 87V88H124ZM141 87V86H140ZM165 87V86H164ZM257 87H256V89H257ZM12 88V87H11ZM52 88V89H53ZM57 88H58V86H57ZM56 88V89H57ZM63 88V87H62ZM64 88H66V87H64ZM63 88V89H64ZM72 88V87H71ZM94 88V87H93ZM96 88V87H95ZM175 88V87H174ZM205 88V87H204ZM247 88V87H246ZM48 89H50V88H48ZM47 89V90H48ZM51 89V90H52ZM62 89V90H63ZM75 89V88H74ZM77 89V88H76ZM157 89V88H156ZM171 89H172V87H171ZM182 89V88H181ZM59 90H61V89H59ZM66 90H67V88H66ZM79 90V89H78ZM91 90V89H90ZM97 90V89H96ZM99 90V89H98ZM119 90V89H118ZM174 90V89H173ZM10 91V90H9ZM38 91V90H37ZM49 92H52V91H50V90H48ZM48 91H45V92H41V97H43V98H45L46 100L50 97H53L52 96V93H49ZM54 91H56L55 89H54ZM58 91V90H57ZM65 91V90H64ZM68 91V93H70V90H67ZM93 91V90H92ZM152 91V90H151ZM154 91H156V90H154ZM214 91V90H213ZM237 92H238V89L236 90ZM242 91H244V90H242ZM242 91H241V94H242ZM247 91H248V88H247ZM63 92V91H62ZM76 92H78V91H76ZM88 93H89V91H87ZM96 92V91H95ZM99 92V91H98ZM161 92V91H160ZM172 92V91H171ZM170 92V93H171ZM175 91H173V93H174ZM178 92V91H177ZM186 92V91H185ZM198 92V91H197ZM215 92V91H214ZM236 92V93H237ZM244 92H246V91H244ZM243 92V93H244ZM249 92V91H248ZM252 92H250V93H252ZM259 91H257V93H258ZM17 93V92H16ZM39 93V92H38ZM65 93V92H64ZM82 93V92H81ZM92 93V92H91ZM156 93V92H155ZM172 93V94H173ZM180 93V92H179ZM189 93V92H188ZM220 93V92H219ZM238 93H240V92H238ZM58 94V93H57ZM60 94V93H59ZM62 94V93H61ZM66 94V93H65ZM93 94H94V91H93ZM140 94V93H139ZM202 94H204V93H202ZM228 94V93H227ZM252 94H256V92L255 93H252ZM251 94V95H252ZM95 95V94H94ZM106 95V94H105ZM157 95H160V94H157ZM170 95V94H169ZM169 95H167V96H169ZM215 95V94H214ZM230 96H231V94H229ZM239 95V94H238ZM244 95L246 96V99H247V97L249 96L248 94H245L244 93ZM244 95H242V96H244ZM248 95V96H247ZM250 95V96H251ZM66 96V95H65ZM72 96V95H71ZM70 96V97H71ZM76 96V95H75ZM74 96V97H75ZM95 96H97V95H95ZM102 96V95H101ZM142 96V95H141ZM171 96V95H170ZM188 96V95H187ZM234 96V95H233ZM255 96V95H254ZM10 97V96H9ZM9 97L8 96H5L4 97V99H3V101H4V104H7V102L9 101ZM58 97V96H57ZM155 97V96H154ZM157 97V96H156ZM156 97H155V99H156ZM162 97H163V95H162ZM192 97H193V95H192ZM229 97V96H228ZM235 97V96H234ZM237 97V96H236ZM235 97V98H236ZM257 97V96H256ZM256 97H255V99H256ZM259 97V96H258ZM49 98V99H50ZM65 98V97H64ZM68 98V97H67ZM72 98V97H71ZM91 98V97H90ZM98 98V97H97ZM114 98V97H113ZM142 98V97H141ZM159 98V97H158ZM189 98V97H188ZM230 98V97H229ZM234 98V99H235ZM240 98V97H239ZM239 98H237L238 99V101H239ZM254 98V97H253ZM34 99V98H33ZM52 99V98H51ZM59 99V98H58ZM74 99V98H73ZM101 99V98H100ZM173 101L175 102V103H178V104H181V105H183V103H184V99H185V97H184V95H183V92H182V95H179L178 93H175V95H173ZM190 99V98H189ZM193 99V98H192ZM191 99V100H192ZM211 99V98H210ZM243 99H245V97L243 98ZM242 99V100H243ZM249 99V98H248ZM250 99H252V98H250ZM21 100V99H20ZM71 100V99H70ZM88 100V99H87ZM95 100H97V99H95ZM94 100V101H95ZM241 100V99H240ZM24 101V100H23ZM54 102H52V105L50 106V104L48 105V103H49V101L48 102H46L47 103V108H40V109H37L36 111H35V121H36V124L34 123L33 125H26V126H22V123H21V125H20V127L18 128V129H13V130H9V129H7V131H6V134L4 135V138L5 137H7V136H17V138H15V137H13V138H10V139H8V140H6V139H4L5 141H3V139L1 140V144H0V169L2 170V174L9 180L8 181V188H7V191H8V193H10V194H12L13 195V197L12 198H16V201H24V200H27V202H26V206H27V211H28V213L29 214H31V217L28 219V222H29V224L28 225H26L23 221H21V222H23L24 224L20 227V235L24 238V240L22 241V244H20L19 246H18V248L16 249L17 251H18V253L19 254H23V255H26L28 258H26L25 259V262H26V264H41V262L42 261H46L44 258H42V255H44L43 254V249H41V250H38L37 251V244L35 245V247L36 248H33V249H30L28 246L26 247L25 246V241L26 240H30V233L31 232H33V229H34V223L31 221V218H32V220L35 222V223H37V221H39L40 223H41V226H42V228H44L45 226H47L48 225V227H46L47 229H49V226H50V224H54V226L56 227L57 226V228H58V233L59 234H61V236L63 235V232H64V221H62V223H61V218L59 219L60 220V224H59V226L57 225L58 224V220H55L54 218L56 217V214H55V208H57L58 206H57V204H56V200H54L52 203H50V202H48L50 199L49 198H46V199H44V197L42 196L43 195V190H56L55 192H58V195H60L59 197H61V205L63 206V205H65L66 204V200L68 199V200H71V203H72V201L74 202V201H77L76 199L78 198L77 197V192H76V185L75 184H77V181H76V176L75 177H71L72 179H73V181H72V183H71V185L69 186V183H68V185H66V182H65V180L62 182V179H61V177L59 176V174L61 173L60 172V169H61V166L63 167H65V168H67L69 165H71V161L70 160H72V156H74L73 155V153L75 152V150L77 149V151L75 152V154H77V152H78V148H79V146H81V147H84V144L86 143V142H88V140L92 137L91 136V134L89 135V132H87L88 130L86 129V131H85V127H82V130H80L81 129V127H79L78 126V128L77 129H75V127H72L73 126V124H71V123H69V125L72 127V128H74V129H71V130H68L69 132H67L66 130L64 131V132H60V135L58 134L57 135V137H55V135H54V133L52 134V130L50 129V122H51V117H52V113H53V111H54V108H56L57 107V105L55 104L56 102H58V100H57V98L55 97L54 98V100H53ZM56 101V102H55ZM66 101H69V100H66ZM72 102H73V100H71ZM76 101V100H75ZM93 100H92V102H94ZM104 101V100H103ZM130 101V100H129ZM149 101V100H148ZM228 101V100H227ZM231 101H232V99H231ZM245 101V100H244ZM247 101V100H246ZM252 102H253V99L251 100ZM250 101V102H251ZM259 101V100H258ZM51 102V101H50ZM77 102V101H76ZM88 102V101H87ZM96 102V101H95ZM94 102V103H95ZM145 102V101H144ZM157 102V101H156ZM166 102V101H165ZM172 102V101H171ZM222 102V101H221ZM254 102H256V100L254 101ZM31 103H32V101H31ZM68 103V102H67ZM66 103V106H68V104H70V103H68L67 104ZM86 103V102H85ZM94 103H93V105H94ZM104 103H107L108 105H109V103L108 102H104ZM103 103V104H104ZM129 103V102H128ZM158 103V102H157ZM186 103V102H185ZM196 103V102H195ZM215 103V102H214ZM214 103H212V105L214 104ZM238 103V102H237ZM237 103H235L236 105H237ZM74 104V103H73ZM82 104H84L83 102H82ZM159 104V103H158ZM239 104V103H238ZM32 105V104H31ZM30 105V106H31ZM41 105V104H40ZM71 105H72V103H71ZM79 105H81V104H79ZM85 105V104H84ZM87 105V104H86ZM90 105V104H89ZM88 105V106H89ZM107 105V106H108ZM163 105V104H162ZM171 105V104H170ZM172 105H173V103H172ZM177 105V104H176ZM186 105V104H185ZM188 105V104H187ZM240 105V104H239ZM238 105V106H239ZM242 105V104H241ZM21 106V105H20ZM24 106V105H23ZM70 106V105H69ZM68 106V107H69ZM75 105H73V107H74ZM77 106V105H76ZM96 106V105H95ZM95 106H93V107H95ZM139 106V105H138ZM189 106H190V108H192V109H194V110H191V113H190V115H189V117L191 116V119H187L188 117V115L186 116L187 118L185 119V121H187V123L188 124H186L185 123V128L187 127V128H190L191 126H192V128H193V126H194V124L196 123V121H197V116H196V107H195V105H194V103H192V104H189ZM229 106V105H228ZM232 106V105H231ZM37 107V106H36ZM36 107H34V108H36ZM39 107V106H38ZM37 107V108H38ZM67 107V108H68ZM72 107V106H71ZM85 107V106H84ZM99 107V106H98ZM165 107L167 108V104H165ZM173 107V106H172ZM179 107H181L180 105H179ZM184 107V106H183ZM232 107H234V106H232ZM77 108H81V106H78ZM86 108V107H85ZM100 108V107H99ZM104 108H106L105 107V104H104ZM108 108V107H107ZM159 108V107H158ZM189 108V107H188ZM187 108V109H188ZM207 108H208V105H207ZM224 108V107H223ZM75 109V108H74ZM84 109V108H83ZM93 109V108H92ZM127 109V110H126ZM128 109L129 108H126L125 107V117H127L126 118V121H128L129 122V127L130 128H132L133 127V129H131L128 133H129V135H130V137L128 138V140L126 141V142H120V141H117V139L119 138V136H118V134H117V120H118V116L119 115H117V113L116 114H113V119L111 120V121H109V119H111V117H112V114H104L102 117H101V122L102 123H105L106 121H108L109 122V124L113 127V133H112V137H113V139H109V140H107L106 139V135L104 134V131H105V127H101V128H99L100 130H99V136H100V142H99V144L96 146L95 145V147H94V150L93 151H98V152H100V156H98V155H93L92 156V152H91V150H89L88 152H83L82 153V151L81 152H78V157H76L77 159L75 160V163H74V167L76 168V170H77V172H78V174H79V176H81V178L83 177L84 179H85V177H84V175H82V173H81V171H84L85 173H87V169L89 168V166H90V164L92 163V160H93V158L94 157H96V159H95V163H96V165L98 166V168H97V170H96V172H94L93 174H92V176H91V181H92V183H89L87 186H86V188L84 187V189H86V191L84 190L83 192H81V193H79L80 195H81V198L84 200V202H86L87 201V206L90 208V210H92L91 209V206H92V204L94 205V203H95V199L97 198V196H96V189L100 186V189L101 188H105L104 187V185H101L100 184V179H101V170H103V168L104 167H108V165H109V158H105V157H103V156H106V155H108L109 156V154H111V152H108V151H102V149H107L109 146H110V140H112V154L113 155H115L116 154V151L118 150V151H120V149H123V150H126V151H130V152H132V153H135V152H139V155H140V157L142 156V155H144V156H147L146 154H145V152H148V151H150L149 149L152 147H145L144 145L143 146H141V149L143 150H141L139 147H137V145L135 144V143H131L129 140L132 138L133 139V141H136V143H143V144H146V143H149L150 142V140H152V142H151V144H154V148L156 147L157 148V151L159 152V157L157 158L156 157V153L153 155H151L152 156V160L150 161V162H155L156 163V160L158 159L159 161H160V163L161 164H159V166L160 165H162V167L163 166H165V164H166V162H164L163 163V160H162V155L164 154L165 155V152H166V155H167V153H168V151H170V149L171 148H169L172 144V147L175 149L174 151H175V153L174 154H182V151L183 152H185L184 151V145H183V140L181 139V138H179V137H173L172 136V138H171V136L169 137L168 136V139H171V141H170V146L168 147V146H166V139L164 138V136L162 135V133H160L161 134V141L162 142H158V141H155V138H156V136H155V134H156V123H154L151 119H152V115L153 114H151L150 113V110L145 114V115H143L142 116V119H144L145 120V122L147 121V125L146 124H144V122H142L140 119L136 122V124H134V122L132 121V119H131V115H128ZM178 108V106H175V109L173 108V111L174 112H172L171 111V108H169V110H168V112H166V114H165V118L166 119H168V122L169 121H171V122H173V124L175 125V124H177V111H178V113H179V115H180V118H181V114H182V110L181 109H179ZM183 110H185L184 108H182ZM215 109V108H214ZM236 109V108H235ZM239 109H240V107L238 108V111H239ZM25 110V109H24ZM79 110V109H78ZM81 110H82V108H81ZM87 110V109H86ZM86 110H84V112L86 111ZM95 110H97L96 108H95ZM103 109H101V111H102ZM108 110V109H107ZM130 110V109H129ZM224 110V109H223ZM241 110H243V109H241ZM29 111V110H28ZM31 111V110H30ZM43 111H45V112H43ZM70 111V110H69ZM122 111V110H121ZM143 111V110H142ZM194 111V112H193ZM208 111V110H207ZM205 111L204 112V115L206 114L208 117L210 116V111ZM237 111V110H236ZM236 111H235V113H236ZM32 112V111H31ZM40 112V113H39ZM83 112V111H82ZM82 112H81V114H82ZM90 112H91V108H90ZM92 112H94V111H92ZM103 112V111H102ZM152 112V111H151ZM226 112V111H225ZM73 113V112H72ZM75 113H76V110H75ZM89 113V112H88ZM96 113V112H95ZM109 113H111V112H109ZM143 113V112H142ZM162 113V112H161ZM213 113H214V111H213ZM229 113V112H228ZM238 113H240V112H238ZM244 113V112H243ZM242 113V114H243ZM69 114V113H68ZM93 114V113H92ZM101 114V113H100ZM160 114V113H159ZM189 114V113H188ZM217 114V113H216ZM262 114H263V116H264V110H262ZM70 115V114H69ZM68 115V116H69ZM77 116H78V114H76ZM221 115H222V113H221ZM224 115V114H223ZM226 115V114H225ZM235 115V114H234ZM244 115V114H243ZM11 116V114L10 115H6V117H1V119H0V123L3 121V120H5V119H7L8 117H10ZM79 116H80V114H79ZM78 116V117H79ZM87 116V115H86ZM92 117H93V115H91ZM90 116V117H91ZM214 116V115H213ZM241 116V115H240ZM44 117V118H43ZM71 117V119H72V116H70ZM88 117V116H87ZM89 117V118H90ZM202 117H205V116H202ZM217 117V116H216ZM221 117V116H220ZM235 117V116H234ZM233 117V118H234ZM27 118V117H26ZM68 118V117H67ZM67 118H66V120H67ZM80 118H81V116H80ZM80 118H79V120H80ZM179 118V117H178ZM211 118V117H210ZM215 118V117H214ZM246 118V117H245ZM260 118V120H262V122L264 123V119H262L261 117H259ZM69 119V118H68ZM71 119H69V120H71ZM84 119H85V117H84ZM92 119V118H91ZM134 119V118H133ZM207 119V118H206ZM212 119V118H211ZM221 119V118H220ZM54 120V119H53ZM56 120H57V118H56ZM73 120H74V118H73ZM77 120V119H76ZM68 121V120H67ZM87 121V119L85 120V122ZM157 121V120H156ZM159 121V120H158ZM165 121V120H164ZM230 121V120H229ZM242 121H243V119H242ZM54 122V121H53ZM72 122V121H71ZM183 122V121H182ZM181 122V123H182ZM201 122H202V120H201ZM224 122H225V120H224ZM258 122V124L260 125V126H263V125H261L260 124V121L258 120L257 121ZM55 123V122H54ZM53 123V124H54ZM76 123H78V122H76ZM76 123H75V125H76ZM83 123V122H82ZM87 123V122H86ZM91 123V122H90ZM99 123V122H98ZM120 123V122H119ZM164 123H166V122H164ZM180 123V124H181ZM184 123V122H183ZM209 123V122H208ZM221 123V122H220ZM233 123V122H232ZM249 123V122H248ZM248 123H246V124H248ZM56 124V123H55ZM64 124H66V123H64ZM80 124V123H79ZM203 124V123H202ZM212 124V123H211ZM227 124V123H226ZM239 125H238V128L239 129H241L242 128V124L241 123H238ZM89 125V124H88ZM87 125V126H88ZM146 125V126H145ZM164 125V124H163ZM167 125V124H166ZM169 125H170V123H169ZM210 125V124H209ZM213 125V124H212ZM211 125V126H212ZM217 125V124H216ZM47 126V127H46ZM61 126V125H60ZM59 126V127H60ZM77 126V125H76ZM86 126V127H87ZM93 126H94V124H93ZM161 126V125H160ZM190 126V127H189ZM43 127H46L45 129L43 128ZM63 127V126H62ZM99 127H100V125H99ZM146 127H147V129H146ZM166 127V126H165ZM168 127V126H167ZM176 127V126H175ZM195 127V126H194ZM225 127V126H224ZM223 127V128H224ZM57 128V127H56ZM90 128V127H89ZM187 128L185 129V130H187ZM222 128V127H221ZM226 128V127H225ZM258 128V127H257ZM96 129V128H95ZM161 129V128H160ZM159 129V130H160ZM169 129V128H168ZM196 129V128H195ZM198 129V128H197ZM202 129V128H201ZM62 129H60V131H61ZM92 130H94V128L92 129ZM165 130V129H164ZM178 130V129H177ZM182 130V129H181ZM190 130V129H189ZM221 130V129H220ZM150 131V132H149ZM179 131V130H178ZM191 131V130H190ZM198 131V130H197ZM217 128H216V131H214V135H213V139H210L209 140V138H207V137H205L204 135V137L206 138H204V139H202V138H199L198 140H202L201 141V147H200V149H208L209 150V153H211L212 152V150H211V148L213 147H210L212 144H210V142H215V141H218V140H216V137H215V135L217 134ZM97 132V131H96ZM96 132H94V134L96 133ZM119 132H120V130H119ZM140 132H141V134H140ZM166 132V131H165ZM196 132V131H195ZM201 132H202V130H201ZM205 132V131H204ZM203 132V133H204ZM5 133V132H4ZM149 133L151 134L150 135V139H148V136H149ZM158 133V132H157ZM171 133H172V131H171ZM173 133H174V129H173ZM179 133V132H178ZM194 133V132H193ZM197 133V132H196ZM198 133H200V132H198ZM249 131L247 130V127L245 126V123H243V128H242V130L238 133V132H236V144H234L233 145V148H232V151H236V154H238V157L239 158H241L242 160H243V162L242 163H240L238 166H237V169H238V171L243 175L242 176V178H246V180H247V177L250 175V168H252V169H254L255 168V165H257V166H259V171H257V169L256 170H253V172L251 173V178L253 179V181L251 182L252 183V186H250V187H248L247 186V184H246V186H247V188H242V186H241V189H235V188H230L231 190H230V192H231V197H232V199H229L228 197V199L227 200H234L236 203H235V205H236V207H237V209H238V214L241 216V220H242V225H243V231H245L246 233H247V235H249L250 236V238L251 239H249L250 241H253V242H255L256 243V245H257V247H256V251H257V253H256V259L259 261V262H261L260 260H263V259H260L259 257H260V254H262L261 252L264 250L263 248H264V152H262V150H260V147H259V145H255V147H249L250 146V144L252 143L251 141H249V137H251L249 134ZM64 134H65V136H64ZM93 134V135H94ZM101 134H102V136H101ZM201 134V133H200ZM199 134V135H200ZM251 134V133H250ZM120 135V134H119ZM140 135V136H139ZM158 135V134H157ZM177 135V134H176ZM179 135V134H178ZM197 135V134H196ZM206 135V134H205ZM221 135V134H220ZM224 135V134H223ZM2 136V135H1ZM139 136V137H138ZM211 136V135H210ZM217 136V135H216ZM63 137H69V143H67V142H63ZM255 137H256V135H255ZM255 137H253V139H255ZM81 138H83L82 139V143H79V139H81ZM136 138V139H135ZM92 139V138H91ZM94 139V138H93ZM146 139H148V140H146ZM173 139V140H172ZM64 140H65V138H64ZM195 140V139H194ZM66 141V140H65ZM169 141V140H168ZM187 141V140H186ZM117 142H119V145H117ZM155 142H158V144H157V146H155ZM195 142V141H194ZM257 142V141H256ZM255 142V143H256ZM254 143V144H255ZM263 144V143H262ZM261 144V145H262ZM183 145V146H182ZM192 146H193V144H192ZM191 146V147H192ZM252 146V145H251ZM93 147H92V149H93ZM194 147V146H193ZM263 147V146H262ZM187 148V147H186ZM185 148V149H186ZM198 148V147H197ZM81 149V148H80ZM79 149V150H80ZM84 149V148H83ZM88 150V149H87ZM153 150H155V149H153ZM182 150V151H181ZM187 150V149H186ZM189 150V149H188ZM117 151V152H118ZM172 151H173V149H172ZM171 152V151H170ZM216 152V151H215ZM79 153L81 154V155H79ZM105 153H108V154H105ZM118 153H120V152H118ZM150 153H153V152H150ZM188 153V152H187ZM198 153H200V151H198ZM197 153V154H198ZM8 154H9V156H8ZM185 154V153H184ZM202 154V153H201ZM208 154V153H207ZM213 154V153H212ZM217 154V153H216ZM252 154H254V155H252ZM218 155V154H217ZM255 155H256V158H255ZM162 156V157H161ZM200 156V155H199ZM246 157V158H245ZM257 157H259L260 158V160H261V162H259L258 161V159H257ZM207 158V157H206ZM220 158V157H219ZM219 158H217V160L219 159ZM67 159L69 160V161H67ZM110 160H111V158H110ZM3 161V162H2ZM206 161H208V160H206ZM213 161V160H212ZM223 161H225V160H223ZM227 161V160H226ZM199 162H201V159H200V161ZM198 162V163H199ZM221 162V161H220ZM220 162H218V163H220ZM159 163V162H158ZM197 163V164H198ZM213 163H215V162H213ZM130 164V163H129ZM131 164H133L132 166H131V168L132 167H134L135 168V161L133 162V163H131ZM153 164V163H152ZM194 164V163H193ZM205 164V163H204ZM208 164H211V163H208ZM208 164H206V169H207V165ZM221 164V163H220ZM223 164H226V162L225 163H222V165ZM235 164V163H234ZM255 164V165H254ZM8 165V167H6ZM72 165H73V163H72ZM117 166H118V164H116ZM188 165V164H187ZM200 165H201V163H200ZM200 165H198V166H196L197 168H195V173H198L199 171H200V169H202V168H204L205 167V165H204V167H200ZM123 165H122V163L121 164H119V168H122V169H124L123 167H122ZM167 166V165H166ZM203 166V165H202ZM209 166V165H208ZM218 166H219V164H218ZM224 166V165H223ZM96 167V166H95ZM214 167H215V170H216V165L214 164ZM234 167V166H233ZM15 168H18V170H15ZM51 168H53V170H54V174H56V177L57 178H54V177H52V176H49L50 175V171H51ZM182 168H183V166H182ZM209 168V167H208ZM212 168V167H211ZM224 168V167H223ZM258 168V167H257ZM166 169V168H165ZM178 169V168H177ZM218 169V172H219V168H217ZM221 169V168H220ZM225 169V168H224ZM11 170H13V173H10V171ZM66 170V169H65ZM202 170H204V169H202ZM211 170V169H210ZM213 170V169H212ZM222 170V169H221ZM227 170V169H226ZM55 171H57L56 173H55ZM67 171V170H66ZM208 171H209V169H208ZM235 171V170H234ZM63 172H65V171H63ZM204 172V171H203ZM236 172V171H235ZM71 173V172H70ZM84 173V174H85ZM220 173V172H219ZM218 173V174H219ZM120 175H118V176H116V177H108V185H107V188H106V191H108L109 192V195L108 196H106L105 198H103V200L104 201H112V205H116L117 204V206H116V209L115 210H119V209H121V207H120V205H121V203H117V195L119 194V193H117V190H118V187L120 186L121 187V185H126L127 187H129V191L131 190V186L130 185H132V184H129V183H127V181H129V180H131V174L130 175H128L127 174V178H126V176H123V175H121V173H119ZM171 174V173H170ZM169 174V176H171ZM193 174V173H192ZM215 174H216V171H215ZM221 174V173H220ZM235 174V173H234ZM236 174H238V173H236ZM41 175H45V177H47L48 178V181H47V183L46 184H41L39 181H38V178L41 176ZM58 175V176H57ZM201 175H203V174H201ZM222 175V174H221ZM225 175V174H224ZM223 175V176H224ZM86 176V175H85ZM226 176H228L229 177V175H225V177ZM172 177V176H171ZM193 177V176H192ZM5 178V179H6ZM201 178L202 177H198V178H196V185H197V183L201 180ZM218 178V177H217ZM190 179V178H189ZM68 180V179H67ZM71 180V179H70ZM80 180V179H79ZM82 180V179H81ZM191 180V179H190ZM212 180V179H211ZM225 180V179H224ZM232 180V179H231ZM7 181V180H6ZM44 181V180H43ZM102 181V180H101ZM131 181H133V180H131ZM172 181V180H171ZM203 181V180H202ZM204 181L205 182H207L209 185H211V182H210V178H205L204 179ZM221 181V180H220ZM226 181V180H225ZM62 182V183H61ZM84 182V181H83ZM169 182V181H168ZM244 182V181H243ZM153 183V182H152ZM187 184H188V186H190L192 183H190V182H186ZM204 183V182H203ZM224 183V182H223ZM222 183V184H223ZM231 185H232V187H235V186H238V185H241L240 183H238V182H236L235 180L233 181V182H231L230 183ZM202 185V184H201ZM225 185V184H224ZM254 185H257V187L258 186H261L262 185V188L260 189L261 191V193H262V197L260 198V193L259 194H257L256 195V197H252L251 198V195L249 194V195H245V193H247V191L248 190H254L255 189V187H254ZM75 186V187H74ZM192 186H195V184H193ZM88 187V188H87ZM119 187V188H120ZM200 187V186H199ZM203 187L205 188V185H203ZM210 187V186H209ZM219 187V186H218ZM217 187V188H218ZM1 188V187H0ZM222 189H223V186L221 187ZM253 188V189H252ZM80 189V188H79ZM99 189V188H98ZM99 189V190H100ZM220 189V188H219ZM243 189H247L246 191H244L243 192ZM120 190V189H119ZM118 190V191H119ZM209 190V189H208ZM216 190V189H215ZM2 191H6V190H2ZM213 191V190H212ZM223 191H225V190H223ZM222 191V192H223ZM259 191V190H258ZM189 192H191V191H189ZM199 192V191H198ZM216 192V191H215ZM7 193V192H6ZM53 193V192H52ZM52 193H50V194H52ZM217 193V192H216ZM215 193V194H216ZM220 193H221V191H220ZM251 193V192H250ZM258 193V192H257ZM211 194V193H210ZM225 194V193H224ZM6 195V194H5ZM53 195V194H52ZM213 195H214V193H213ZM218 195H220V194H218ZM207 195H205V197H206ZM216 196V195H215ZM226 196V195H225ZM212 197V196H211ZM214 197V196H213ZM220 197V196H219ZM1 198V197H0ZM8 198V197H7ZM12 198H10V200L12 199ZM55 198V197H54ZM203 198V197H202ZM224 198H226V197H224ZM49 199V200H48ZM81 199V200H82ZM172 198H167V200H168V202L171 200ZM212 199V198H211ZM215 199H216V197H215ZM223 199V198H222ZM259 199V200H258ZM48 200V201H47ZM203 200V199H202ZM217 200V199H216ZM218 200H219V198H218ZM224 200H226V199H224ZM223 200V201H224ZM160 201V200H159ZM165 201V200H164ZM178 201H181L180 199L178 200ZM45 202H47L48 204L50 203V210H52L49 214H48V212H47V216H44L43 217V213H42V207H43V204L45 203ZM92 202H94V203H92ZM161 202V201H160ZM159 202V203H160ZM175 201H173V203H174ZM192 202V201H191ZM190 202V203H191ZM204 202V201H203ZM207 202H208V200H207ZM212 202H213V200H212ZM11 203V202H10ZM78 203V202H77ZM81 203V202H80ZM114 203V204H113ZM161 203H164V202H161ZM219 203V202H218ZM225 203V202H224ZM232 203V202H231ZM23 204H25V203H23ZM209 204H210V202H209ZM220 204V203H219ZM228 206H229V208H228V206L227 207H225V210L224 211H230L231 210V204H230V202L229 201H227V203H226ZM230 204V205H229ZM19 205V204H18ZM29 205H31V206H29ZM71 205V204H70ZM73 205V204H72ZM164 205V204H163ZM171 205H173L172 204V202H171ZM174 205H175V203H174ZM173 205V206H174ZM215 205V204H214ZM8 206V205H7ZM6 206V207H7ZM12 206V205H11ZM23 206V205H22ZM156 206V205H155ZM154 206V207H155ZM162 205L160 204V207H161ZM194 206V205H193ZM195 206H196V204H195ZM226 206V205H225ZM261 206H262V210H261ZM29 207V208H28ZM68 207V206H67ZM83 207V206H82ZM85 207V206H84ZM83 207V208H84ZM88 207H87V210H88ZM171 207V206H170ZM219 207V206H218ZM217 207V208H218ZM223 207V206H222ZM222 207H220V209L222 208ZM24 208V207H23ZM69 208V207H68ZM72 208V207H71ZM150 208H151V206H150ZM166 208V207H165ZM164 208V209H165ZM224 208V207H223ZM2 209V208H1ZM4 209V208H3ZM2 209V210H3ZM219 209V208H218ZM220 209H219V211H220ZM261 210L260 211V218H258L257 220H250V218H247L248 217V212H257V210ZM11 210H12V208H11ZM31 210V211H30ZM153 210V214L155 215L157 212H159V204H158V206L156 207V208H154V209H152ZM258 210V211H259ZM6 211V210H5ZM4 211V212H5ZM74 211V210H73ZM93 211V210H92ZM111 211H113V210H111ZM24 212H25V210H24ZM57 212V211H56ZM70 212V211H69ZM91 212V211H90ZM150 212H152V211H150ZM164 212V211H163ZM216 212H218V211H216ZM221 212V211H220ZM223 212V211H222ZM1 213V212H0ZM11 212L9 211V213L8 214H10ZM28 213H27V215H28ZM62 213V212H61ZM74 213H76V212H74ZM84 213H85V211H84ZM88 213H89V211H88ZM110 213V212H109ZM109 213H107L106 212V214H107V217L109 218ZM186 213V212H185ZM258 213V212H257ZM7 214V213H6ZM23 213H21V215H22ZM67 215H66V218H68L67 219V222H69V215H70V213H66ZM163 214V213H162ZM187 214V213H186ZM185 214V215H186ZM24 215V214H23ZM35 215H36V217L37 218H34L35 217ZM62 215V214H61ZM85 216V215H84ZM162 216V215H161ZM106 217V218H107ZM187 218H185V220L186 219H188V216H186ZM256 217V216H255ZM43 218H46V222L43 220ZM75 218V217H74ZM106 218H104V219H106ZM165 218H167V216L165 217ZM236 218H238V217H236ZM65 219V218H64ZM71 219V218H70ZM83 219H88L87 217L86 218H84L83 217ZM121 219V218H120ZM159 219H161L162 220V218H159ZM73 220V219H72ZM131 220H133V221H135L134 219H131ZM144 220V219H143ZM88 221H90L89 219H88ZM142 221V220H141ZM141 221H139V222H141ZM160 221V220H159ZM163 221V220H162ZM205 221V220H204ZM7 222V221H6ZM75 222H76V219H75ZM78 222V221H77ZM84 222V221H83ZM131 222V221H130ZM147 222V221H146ZM151 222H153V220L151 221ZM166 222V221H165ZM171 222H173V221H171ZM224 222V221H223ZM85 223V222H84ZM136 223V222H135ZM135 223H133V224H135ZM138 223V222H137ZM144 223V222H143ZM201 223V222H200ZM220 223V222H219ZM230 223V222H229ZM6 224V223H5ZM76 225H77V223H75ZM140 224V223H139ZM142 224V223H141ZM140 224V225H141ZM148 224V223H147ZM154 224H155V222H154ZM157 224H158V222H157ZM164 224V223H163ZM221 224H223V223H221ZM115 226H116V224H114ZM149 225V224H148ZM166 225V224H165ZM194 225V224H193ZM197 225H198V223H197ZM233 225V224H232ZM3 226V225H2ZM5 226V225H4ZM85 226V225H84ZM87 226H89V224L87 225ZM136 226H139V225H136ZM135 226V227H136ZM142 226V225H141ZM146 226V225H145ZM157 225H155V228H157L156 227ZM158 226H160V225H158ZM227 226V225H226ZM15 227V226H14ZM55 227H53V228H55ZM79 227V226H78ZM102 227V226H101ZM130 227V226H129ZM128 227V228H129ZM132 227V226H131ZM198 227H199V225H198ZM219 227V226H218ZM221 227H222V225H221ZM11 228V227H10ZM15 228H17V227H15ZM68 228V227H67ZM80 228V227H79ZM127 228V229H128ZM133 228V227H132ZM175 228H176V226H175ZM196 228V227H195ZM220 228V227H219ZM9 229V228H8ZM35 229H36V232H39L41 229L39 228V226L38 227H35ZM45 229V228H44ZM56 229V228H55ZM83 229V228H82ZM91 229V228H90ZM130 229V228H129ZM134 229V228H133ZM154 229V228H153ZM160 229V228H159ZM233 229H234V226H233ZM11 230V229H10ZM85 230V229H84ZM84 230H82L81 231V229H80V235H81V240H80V242H81V245L83 246V245H86V247H87V244H88V242H87V236H89V235H83V231ZM87 230H89L88 228H87ZM101 230V229H100ZM135 230V229H134ZM133 230V231H134ZM163 230H164V228H163ZM74 231H76V230H74ZM139 231V230H138ZM147 231V230H146ZM221 231V230H220ZM6 232V231H5ZM48 232V231H47ZM93 232V231H92ZM152 232H153V230H152ZM152 232H150V233H152ZM205 232V231H204ZM239 232H242V231H239ZM49 233V232H48ZM55 233H57V232H55ZM86 233H88V232H86ZM130 233V232H129ZM137 233L138 232H136L135 234H134V236L132 235V238L134 239V237L135 236H137ZM139 233H141V232H139ZM215 233V232H214ZM243 233V232H242ZM45 234V233H44ZM52 234V233H51ZM69 234V233H68ZM103 234V233H102ZM153 234V233H152ZM16 235V234H15ZM92 235V234H91ZM104 235V234H103ZM143 235H145L144 233H143ZM214 235V234H213ZM8 236V235H7ZM17 237H18V235H16ZM45 236V235H44ZM52 236H53V234H52ZM55 236H57V235H55ZM70 236H72V234H69V236L66 238V240H68L69 239V237ZM75 236L77 237V235L75 234ZM93 236H95V234L93 233ZM111 235L109 234V237H110ZM146 236V235H145ZM218 236V235H217ZM220 236V235H219ZM34 237V236H33ZM51 237V236H50ZM49 237V238H50ZM138 237V236H137ZM142 237V236H141ZM215 237V236H214ZM73 238H75V237H73ZM41 239V238H40ZM39 239V240H40ZM59 239H60V237H59ZM64 240H65V237L63 238ZM88 239H89V237H88ZM161 239V238H160ZM33 240V239H32ZM32 240H30V241H32ZM42 240V239H41ZM70 240V239H69ZM73 240V239H72ZM72 240H70V242L72 241ZM77 240V239H76ZM9 241V240H8ZM34 241H35V239L33 240V245H34ZM37 241V240H36ZM50 241V240H49ZM52 241V240H51ZM134 241V240H133ZM136 241V240H135ZM134 241V242H135ZM141 241V240H140ZM139 241V242H140ZM157 241V240H156ZM2 242V241H1ZM17 242V241H16ZM27 242V241H26ZM131 242V241H130ZM130 242L128 243V245H126L127 247L130 245L131 246V244H130ZM133 242V243H134ZM138 242V241H137ZM136 242V243H137ZM4 243V242H3ZM18 243V242H17ZM24 243V244H23ZM58 243V242H57ZM57 243H56V245H57ZM181 243V242H180ZM184 243V242H183ZM69 244V243H68ZM67 244V245H68ZM135 244V243H134ZM134 244H133V246H134ZM156 244V243H155ZM66 245V246H67ZM144 246L145 245V243L143 244V241H141V243L138 245V247L139 246ZM158 245H159V243H158ZM157 245V246H158ZM166 245V244H165ZM173 245V244H172ZM179 245V244H178ZM45 246V245H44ZM125 246V245H124ZM142 246V247H143ZM176 246V245H175ZM182 246H183V244H182ZM33 247V246H32ZM137 247V248H138ZM142 247L140 248L139 247V249H142ZM155 247V246H154ZM166 247V246H165ZM254 247H255V245H254ZM130 248V247H129ZM134 248V247H133ZM133 248H132V250H133ZM156 249H157V247H155ZM171 248V247H170ZM182 248V247H181ZM65 249H66V247H65ZM68 249H69V246H68ZM85 249V248H84ZM124 249V247L123 246H121V252H122V250ZM135 249V248H134ZM177 249H178V246H177ZM176 249V250H177ZM2 250V249H1ZM33 250V251H32ZM86 250V249H85ZM131 250V251H132ZM138 250V249H137ZM147 250V249H146ZM154 250V249H153ZM178 250H181V249H178ZM8 251V250H7ZM145 251V250H144ZM144 251H143V253H144ZM158 251V250H157ZM160 251V250H159ZM158 251V252H159ZM162 251V250H161ZM182 251V250H181ZM193 251V250H192ZM36 252H38V253H36ZM67 252H69V251H67ZM87 253H89L88 252V249H87V251H86ZM167 253H168V251H166ZM165 252V253H166ZM179 252V251H178ZM218 252V251H217ZM254 252V251H253ZM9 253V252H8ZM64 253V252H63ZM70 253V252H69ZM93 253V251H91L88 255H89V257L91 256V254ZM126 253V252H125ZM140 253V252H139ZM160 253V252H159ZM166 253V254H167ZM180 253V252H179ZM7 254V253H6ZM18 254V255H19ZM95 254V253H94ZM123 254V253H122ZM136 254H138V253H136ZM35 255V256H34ZM59 255V254H58ZM67 255V254H66ZM65 255V256H66ZM71 256H72V254H70ZM158 255H163V254H158ZM178 255H180V254H178ZM86 256V255H85ZM123 256V255H122ZM153 256V255H152ZM9 257V256H8ZM55 257V256H54ZM73 257V256H72ZM156 257H158V258H160L159 256H156ZM163 257V256H162ZM177 257V256H176ZM192 257V256H191ZM214 257H216V255H212L211 257L209 256V260H208V263H211V264H223V262H222V260L220 259V258H222V257H216L215 259H212V258H214ZM232 259H233V256H230ZM78 258V257H77ZM87 258V257H86ZM178 258V257H177ZM181 258V257H180ZM193 258V257H192ZM196 258V257H195ZM261 258H263V256L261 257ZM44 259V260H43ZM76 259V258H75ZM136 259V258H135ZM154 259V258H153ZM194 259V258H193ZM9 260V259H8ZM61 260V259H60ZM67 260H69V259H67ZM66 260V261H67ZM72 260V259H71ZM85 260V259H84ZM84 260H83V263H84ZM178 260V259H177ZM203 260V259H202ZM188 261V260H187ZM227 263H231V264H240L239 262H237L236 263V260H231L230 258H227ZM6 262V261H5ZM62 262V261H61ZM74 262H77V259H76V261H74ZM87 262V261H86ZM258 262V263H259ZM43 263V262H42ZM109 263V262H108ZM180 263V262H179ZM194 263V262H193ZM263 263V262H262ZM43 264H45V263H43ZM61 264V263H60ZM202 264V263H201Z\"/></svg>","mask_w":264,"mask_h":264}]
</instances>
